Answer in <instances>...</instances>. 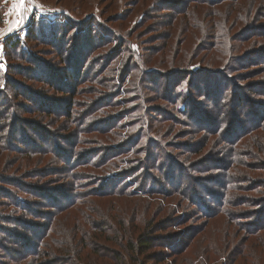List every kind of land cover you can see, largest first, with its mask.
I'll return each instance as SVG.
<instances>
[{
  "label": "trees",
  "instance_id": "obj_1",
  "mask_svg": "<svg viewBox=\"0 0 264 264\" xmlns=\"http://www.w3.org/2000/svg\"><path fill=\"white\" fill-rule=\"evenodd\" d=\"M248 1H250L249 11L256 1L258 8H264V0ZM201 2L214 6L220 3L218 0L211 1V3H208L207 0H189L188 3L183 2L182 11L174 8L173 2L170 3V7L166 11L173 10L174 15L178 14L179 16L178 20H175L174 15L171 17L172 24L170 26L173 27L177 22L183 28V35L180 36L176 33L177 37L175 38L174 26L171 34L169 33L168 36L164 37L165 42L162 44V49L157 52L159 57L164 56L168 61L159 62L162 70L149 69L150 77L155 80L154 89L151 93L157 95V98H152V102L159 100V98L168 101L163 94L165 92L166 94L170 93L174 100V102L173 100L168 101L172 104L170 106L174 107L175 113H173L174 116H171L173 121L175 119L177 126L181 125V128L183 124L189 128L197 123L199 126L196 129L202 134V137L197 140L195 146L198 147L197 149H192L191 146L189 149L192 153L181 154L183 163H177L179 185L164 187L159 181L154 183L155 185H151L150 179L152 177L150 176V179L144 178L140 181L136 187L138 191L134 189L131 192L129 183L123 185L117 183L118 176L126 180L137 173L136 166L139 165L142 159L140 157L146 151L145 145L142 144L145 137L149 135L150 122L145 124V131L143 129L139 135L133 133L134 138L130 136L132 141L128 145L131 149L127 147V150H120V146L116 145L115 149H107L108 146H101L99 151H85L86 147L82 145V142L85 141L79 140L81 135L79 126L71 118L79 106L76 100V97L79 96L78 88L75 85L70 86L72 84L69 85L70 87L60 88L56 84L54 87L71 97V111L67 112L70 114L69 119L71 121L67 116L65 120L70 125L67 128L68 131L73 127L71 137H75L73 139L75 143L73 142L72 146L67 144L66 149L60 146L52 148L51 145L40 141L41 132L35 128L36 131H39L36 133L38 137L35 136L32 139L28 136L29 139L25 140L24 144L20 141L12 147L11 152L18 154L17 160L22 162L17 168H20V172L23 171L20 176L24 179L15 181L18 183L15 185L18 191L14 189L12 192L10 188H5L3 191L5 194L0 197V246L3 248L5 241V243L9 242V245H16L18 249L15 250L10 247L11 254L6 255L8 259L5 256L6 261L0 259V264H148L146 261H148L150 251L157 247L155 245L158 241L157 235L166 233L168 230L169 235H171L169 237H176L175 239L178 240V243L173 245V255L178 258L176 264H264V237L262 235L264 223H260V218L257 217L264 215V104L257 101L258 97H264V82L255 81L247 85L248 92L258 96L256 99L249 98L248 101L242 100L244 104H234V110L231 112V109L230 114L223 109L228 91L231 92L230 88L233 90L230 93L232 97H237L239 94L238 90L235 91L237 89L236 80L238 83L240 81L245 82L264 74V66L261 68L260 61L261 58L264 59V49L261 48L263 51L261 50V53L257 51L253 57L252 53H248L249 55L242 57V59H248L247 63L243 62L232 67H230L231 62L227 61V63L225 60H221L220 62L223 61L221 66L217 67L210 65L206 68L193 69L188 66L189 62L187 63L186 60L189 59V56L186 58V55L189 51L183 50L182 44L185 43L188 30L193 29L198 24V17L187 20L186 14L192 4L198 5ZM139 3H134V5L137 4L136 6H138ZM158 3L159 1L155 0L154 5L151 6L155 13L164 10L154 8ZM141 5L142 9H138V13L144 12L146 9L145 4ZM213 11L211 10L207 16L210 19L209 28L216 29L215 35L220 36L218 43L220 46L225 38V42L228 41V37L224 36L227 25L226 21L225 23L220 21V14ZM142 12L140 19L145 15ZM245 13L241 12L235 16L240 20L243 17L242 14ZM234 21L235 23L238 22L237 20ZM250 24L246 23L245 26H251ZM170 26L169 30L171 29ZM263 28L260 30L264 34ZM148 32L152 33L151 30ZM168 38L171 40L170 43L173 40L171 44L176 43V46L171 45ZM101 39L105 41L104 37ZM12 41L11 37L6 40L7 43ZM245 42L248 43V41ZM16 43L15 41L12 42L13 45ZM131 44L129 42L130 47ZM103 45L102 43L101 46ZM252 45L256 46L253 43ZM260 45L264 46L261 42ZM218 49L214 52L215 54L218 53ZM132 52L138 55L140 59L144 58V55L140 57L137 51L133 50ZM57 57L61 61L62 58L59 54ZM162 58L160 59L162 60ZM207 61L212 65H216L218 62L212 59ZM239 67L245 70L246 68L255 69L252 73L240 76ZM143 70L141 71L142 75L146 73ZM229 71H233L232 76ZM41 82L44 81L41 79ZM170 85H174L172 90ZM152 86L149 85V87ZM45 89L46 86L40 87L38 92L41 93L43 90L44 93ZM144 89L147 91L146 88ZM134 90L144 95L140 80L135 84ZM26 93H19L17 97L25 96ZM205 98L210 100L212 104L214 103L215 109L217 112L219 111L213 129L203 125L204 120H206L205 116L200 119L203 122L196 117L200 114L202 116L206 114ZM145 99L142 98V101L144 102ZM7 101L8 104H2L3 107L1 108L5 109L4 114L8 116V106L19 107L20 109L14 108L13 112L18 114V122L24 123V120L19 119L20 113L30 114V108L25 110L26 103L24 101L18 102V105L17 101L13 103V98L10 95ZM30 101L32 104L38 105L36 110L32 111V115L40 122H45L44 116L51 118L57 113L56 110L52 111L44 103L39 104L38 100ZM44 102L48 103L46 100ZM177 104L179 105L176 106ZM245 104L252 108L248 110L247 114L255 113V122L248 127L244 125L241 131H236L235 126L241 127V122L236 120L234 124L229 123L230 130H224L223 127L227 124L223 120L224 116L228 113L227 115L233 119L240 113V107H246ZM258 110H261V113ZM4 114L0 110V121L7 119ZM178 114L183 119H180ZM175 116L178 118L176 119ZM181 130L178 132L179 134L187 131V129ZM187 133L189 134H186V137H189L191 132L187 131ZM210 138L217 139L216 141L225 145L226 161L218 169L220 179L216 178L214 182L216 187L209 193L210 197L209 195L205 197L193 188L195 180L188 173L190 168L184 163H187L190 157L192 159L194 155L198 156V154L205 152ZM38 156L41 159L36 160L35 163L37 161L41 163L37 169L43 176L36 175L33 178V171L31 170L36 165H33L34 157ZM68 159L70 160L68 161ZM151 160L157 161L158 158L154 157ZM196 160L201 162V166L205 163L203 155H200ZM140 167V170L144 168L142 165ZM54 176L61 182V190L64 189L66 193L64 199L67 201L61 204H59L60 202L57 204L53 202L54 205L48 207L44 198L47 193L55 192L52 191ZM114 177L117 178L114 180ZM188 180L190 181L186 184ZM102 181H106V185L100 189ZM83 182L86 185H83ZM126 198H131V202L127 201ZM207 199H210L211 202L209 203ZM185 205L195 208L196 215L200 216L198 217L201 221L199 225L185 228L186 224L191 221V218L186 219V216L181 218L182 209ZM217 220L224 223V233L230 241L228 244L226 240L221 242L217 238L211 239L208 236V233L214 229V227L208 228V226ZM13 222H17V224L15 227L9 228ZM45 223L44 227L43 224ZM10 229L12 231H9ZM233 231H235L236 236L242 235L243 239L239 240L242 241V245L239 243L235 245L236 238L232 235ZM11 232H13V236L15 234L20 235L16 238L17 241H13L9 237ZM18 232H21L22 235ZM229 235H231V239ZM221 243L222 248L220 249ZM17 252L20 253L19 259L14 258ZM196 255L197 258L193 259ZM152 260L164 263V260H160L159 257H154Z\"/></svg>",
  "mask_w": 264,
  "mask_h": 264
},
{
  "label": "rangeland",
  "instance_id": "obj_2",
  "mask_svg": "<svg viewBox=\"0 0 264 264\" xmlns=\"http://www.w3.org/2000/svg\"><path fill=\"white\" fill-rule=\"evenodd\" d=\"M158 1L159 3L154 8L164 10L155 13L151 9L155 0H32L30 4L29 0H25L28 10L21 16L12 9L13 3L18 2V0H0V110L4 114L5 109H1L2 104H8L7 100L10 95L13 98V103L17 101L18 105V102L24 101L26 103L25 110L27 111L30 108L29 111L31 112L26 115L20 113L19 119L24 120V123H20L17 120L18 114L13 112L15 109L20 108L14 107V109L8 106L7 112L9 114L8 116L4 114L8 120L0 121V197L5 194L3 192L5 188H10L12 192H14V189L18 191L17 186H15L18 184L16 182L24 179L20 176L23 171L20 172V168H17L22 162L17 160L18 154L11 152L16 142L21 141L24 144L25 140L27 141L30 137L35 138L36 133L40 131V141L51 145L52 148L57 146L68 147V145L72 146L73 142L75 143V140H73L75 137H71L73 127L68 131L67 128L70 125L65 120L66 116L68 119L70 118V114L67 112L71 111V97L54 87L56 84L60 88L70 84H72L70 86L75 85L78 88L79 96L76 97V100L79 106L71 118L79 126L81 133L79 140L85 141L82 142L83 147H86L85 151H99L101 146H108L107 149H115L116 145L120 146V150H127V147L131 149L128 145L132 141L130 136L133 137V133L139 135L143 129L145 131V124L150 122L149 135L145 137L142 144L145 145L144 149L146 151L140 157L142 159H139V165L136 166L137 173L126 180L120 176H118L119 179L114 177L117 183L121 185L129 183L131 192L134 189L138 191L136 187L140 184V181L144 178L146 180L147 178L150 179V176L152 177L150 179L151 185H155L154 183H157V181L164 187L179 185L180 178L177 163H183L181 154L185 152L192 153L189 149L191 146L192 149H197L198 147L195 146L202 134L196 129L199 126L197 123L189 128L183 124L181 128V125L177 126L175 119L173 121L171 116L175 111L174 107L170 106L172 104L168 103V101L173 100L170 93L166 94L165 92L163 94L168 101L159 98V100L152 102V98H157V95L151 93L154 89L155 80L150 77L149 69L162 70L163 68L160 67L159 62L168 61L164 56H162L163 58L159 57L157 52L162 49V44L165 42L164 37L168 36L169 33L171 34L174 26V37H177L176 33L180 36L183 35V28L177 22L173 27L170 26L172 24L171 17L174 15L173 10L166 11L170 7V3L173 2L174 8L182 11L183 4L188 3L189 0ZM207 1L211 3L215 0ZM218 1L220 3L215 6L207 3L203 4V2L198 5L192 4L186 14L187 20L198 17V24L193 29L188 30L185 43L182 44L183 50L189 51L186 55V58L189 56V59L186 62H189L188 66L193 69L206 68L210 65L212 67L221 66L223 62H220L221 60L231 62L230 67L243 62L247 63L248 59L245 60L242 57L248 53H252L253 57L257 51L261 53V48L264 49V46L260 45V42L264 45V34L260 30L264 27V8H258L257 1L254 6H251L250 11V1L248 0ZM134 3L140 5L136 6L137 4L134 5ZM141 4H145L146 9L144 12L140 11V13L145 14L140 19L141 14L138 13V9L141 8ZM37 5L40 7H37ZM211 10L220 14L221 22L224 21L225 23L226 21L227 28L224 36L228 37V41L226 43L225 38L220 46H218L220 36L215 35L216 29L209 28L210 19L207 16ZM247 11L249 12L245 13ZM241 12L245 14H242L243 17L239 20L235 15ZM174 18L178 20V14L174 15ZM234 20L238 22L235 23ZM246 23H251V26H245ZM169 26L170 30L168 29ZM244 26L245 28L242 29ZM149 30L152 33H149ZM255 33L257 34L254 35ZM9 37L12 38V42L17 43L15 45L12 42L7 43L6 40ZM101 37H104L105 41H102ZM170 41V38H168L169 43ZM245 41H248V43ZM250 41L251 43H249ZM129 42L132 43L131 47ZM102 43L103 46H101ZM252 43L256 46H253ZM171 45L176 46V43ZM217 49L218 53L215 54L214 52ZM133 50L137 51L140 57L144 55V58L140 59L138 55L132 52ZM150 50H153V52H150ZM58 54L62 58L61 61L57 57ZM208 59L218 62L216 65H212L209 64ZM260 61L261 68H263L264 59L261 58ZM238 69L239 75L243 76L254 72L255 68H246L245 70L239 67ZM142 70L146 72L143 75ZM229 73L232 76L233 71H229ZM41 79L44 82H41ZM139 80L142 82L144 95L134 90L135 84ZM255 81L258 83L264 82V74L245 82L240 81L238 83L236 80L237 89L235 91L238 90L239 94L237 97H232L230 93L233 90L230 88L231 92L228 91L225 103L222 102L225 106L223 109L230 114L231 109V112L234 110V104H241L243 103L242 100L248 101L249 98L256 99L258 96L247 90V85ZM225 84L227 85V83ZM149 85L153 86L149 87ZM43 86H46L44 93L43 90L39 93L40 87ZM173 86L170 85L171 90ZM22 92L27 93L25 96L22 95L18 98L17 94ZM142 98H146L144 102ZM30 100H38L39 104L44 103L52 111L56 110L57 113L51 118L44 116L45 122H40L32 115V111L36 110L38 105L32 104ZM257 101L264 104V97H258ZM204 105L206 106V114H203V116L200 114L196 117L201 121V117L205 116L206 120H204L203 125L213 129L219 111L217 112L216 105L206 98ZM249 109L252 108L248 105L245 108L240 107V113H237L238 115L233 119L230 115H227L228 113H225L226 116L223 120L227 124L224 125L223 129L230 130L229 123L234 124L236 120L241 122V127L235 126L236 131H241L244 125L248 127L253 124L255 113L247 114ZM258 111L261 113V110ZM177 116L179 117V114ZM178 117L175 116L176 119ZM179 118L183 119L182 117ZM69 120L71 121V119ZM35 128L39 131H36ZM181 129H187L191 132L190 136L186 137V134H189L187 131L179 134L178 132ZM68 138L70 141L67 140ZM216 140L210 138L205 152L200 154L205 159L203 166H201V162L196 160L200 157L199 154L198 156L194 155L192 159L190 157L189 161L184 163L185 166L190 168L188 173L195 180L193 188L205 197L208 195L210 197L209 193L216 187L214 182L216 178L220 177L218 169L226 161L225 145ZM154 157L158 160H151ZM38 159H41V157H34L33 165H36L31 170L33 171V178L36 175L43 176L37 169L41 163L38 161L35 163ZM141 165L144 168L140 170ZM58 176L60 175L58 174ZM167 177H170V179H167ZM105 182H101L100 189L103 185H106ZM52 183V191L55 192L47 193L44 198L48 207H52L53 202L56 204L60 202L59 204H61L67 201V199H64V194H66L64 189L61 190V182L55 178ZM82 184L86 185L84 182ZM126 200L131 202V198H126ZM207 200L209 203L211 202L210 199ZM213 204L215 203L213 202ZM182 210L181 218L182 216H186V219L191 218L190 223L186 224L185 228L200 224L201 221L198 218L200 216L196 215L195 208L185 205ZM257 217L260 218L259 222L263 224L264 215ZM16 224L17 222H13L9 228L15 227ZM223 224L219 220L213 221L208 228L214 227V229L208 233V236L211 239L217 238L221 242L226 240L228 244L230 241L224 233ZM43 225L45 227L46 223ZM168 232L169 230L166 233L157 235L158 241L155 244L157 247L150 251L148 261H146L148 264H176L178 258L173 255V245H176L178 240L175 239L176 237L170 238L171 235ZM18 233L22 235L21 232ZM9 234L13 241H17L16 238L20 236L19 234L13 236V232ZM232 235L236 238L235 245L238 243L242 245V241H239L243 239L242 235L236 236L235 231L232 232ZM262 235L264 237V232ZM229 238L231 239V235H229ZM8 243L4 241V247L0 246V259L2 261H6L7 256L11 254L10 247L11 249H18L16 245H9ZM221 246L222 243L220 249ZM19 255L20 253L17 252L14 258L19 259ZM154 257H159L160 260H164V263L152 260ZM196 258L197 255L193 259Z\"/></svg>",
  "mask_w": 264,
  "mask_h": 264
},
{
  "label": "snow or ice",
  "instance_id": "obj_3",
  "mask_svg": "<svg viewBox=\"0 0 264 264\" xmlns=\"http://www.w3.org/2000/svg\"><path fill=\"white\" fill-rule=\"evenodd\" d=\"M32 2V0H29V4ZM37 7H40L37 5ZM13 11L17 12L19 15L23 16V13L27 12V7L25 4V0H18V2H14L12 5ZM11 31V29H9Z\"/></svg>",
  "mask_w": 264,
  "mask_h": 264
}]
</instances>
